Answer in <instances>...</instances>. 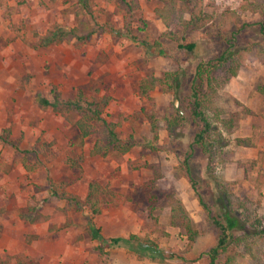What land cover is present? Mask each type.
Listing matches in <instances>:
<instances>
[{"label": "rangeland", "instance_id": "obj_1", "mask_svg": "<svg viewBox=\"0 0 264 264\" xmlns=\"http://www.w3.org/2000/svg\"><path fill=\"white\" fill-rule=\"evenodd\" d=\"M90 1L96 21L124 31L128 15L112 0ZM138 1L129 34L105 31L84 43L60 40L34 47L37 35L54 23L75 24V0H0V130L10 129L9 141L0 139V264H208L206 251L216 243L218 230L181 168L200 127L189 115L191 99L184 84L173 91L156 85L148 96L140 93L139 84L177 66L185 69L183 79L189 77L197 60L217 55L226 46L224 37L240 27L238 43L254 47L219 92L226 114L239 115L234 131L223 132L228 159L223 164L216 159L210 173L207 157L195 150L190 169L214 213L222 206L213 175L252 215L264 218V94L256 88L264 81V52L258 53L264 50V37L255 24L264 0H206L214 12L212 21L192 34L197 47L188 54L162 35L170 28L155 11L158 0ZM156 39L164 50L136 42ZM51 86L63 99L77 90L89 99L108 97L104 116L118 123L121 138L132 134L135 145L123 154H91L94 136L80 143L73 122L35 100L37 94L50 98ZM173 104L185 121L170 138L164 118ZM152 122L158 126L157 138ZM247 136L254 146L235 143V138ZM92 182L105 191L97 195L99 212L93 215L103 233L150 238L175 256L162 261L124 248L99 253L87 227L91 214L86 195ZM173 198L191 216L195 240L170 224ZM239 245L234 264H264V240L252 244L253 255ZM226 255L219 257L221 262Z\"/></svg>", "mask_w": 264, "mask_h": 264}, {"label": "trees", "instance_id": "obj_2", "mask_svg": "<svg viewBox=\"0 0 264 264\" xmlns=\"http://www.w3.org/2000/svg\"><path fill=\"white\" fill-rule=\"evenodd\" d=\"M118 9L124 12V31L115 28L109 22H98L94 19L93 5L90 0H75L74 16L76 22L72 26H63L54 23L43 35H37L34 47L47 46L57 41L75 40L84 43L90 40L93 35L101 34L105 31L120 35L129 34L131 13L139 7L138 0H112ZM161 4L155 7L159 18H162L169 31L162 35L165 39L171 40L176 44V49L181 50L183 54L193 53L197 47L196 41L191 38L192 34L202 29L212 21L213 11L208 10L209 1L206 0H158ZM261 18L255 23L256 29L264 37V6L258 7ZM227 10L222 11L225 13ZM252 23H244L251 25ZM242 28L231 31L226 39V46L220 52L211 58L203 57L197 60L192 67L189 77L183 79L185 75L183 67L166 71L160 78L146 77L139 84L142 95L149 94V91L156 85H160L166 91L180 90L182 85L191 99L189 115L192 119L198 121L200 127L194 133L189 145L190 152L183 156L181 168L183 175L188 176L192 188L196 193L200 205L207 214L209 220L217 228L218 235L216 243L208 248V264H234L237 257L235 247L242 245L248 248V253H252V244L264 240V224L261 223L264 218L253 215L247 210L242 202L233 197L230 189L222 183L215 175L212 176L214 182H218L217 200L221 201L222 209L218 212L213 211L202 194L198 191L196 181L193 179L190 169L189 158L195 150H199L207 157V170L212 173V166L220 159L223 164L227 157L224 147L229 142L224 137V133H231L237 127L239 115L237 112L227 113L219 103V92L232 77L237 73L243 64L246 53L250 52L254 45H242L238 43ZM144 47H154L158 51L164 50L163 43L156 39L153 43L143 40H136ZM263 53L264 50H258ZM256 88L261 94H264V81L257 82ZM51 97L47 98L42 94H37L35 100L39 105L46 108H52L60 111L65 119L75 124L78 130L80 143L88 136H94L90 153L93 155H106L108 153H126L135 145V139L132 134L127 138H121L118 134V123L104 116L103 109L107 105L108 97L100 99H89L82 90H77L73 97L63 99L61 93L54 87H50ZM172 112L166 116L165 126L170 138L177 136V128L182 126L185 121V115L180 111L177 105H172ZM152 131L157 138L158 126L152 122ZM0 139L8 142L10 139V129L0 130ZM235 143L240 146H254L251 137H237ZM104 189L97 182L88 185L86 195V206L90 211L87 221V227L90 237L96 241V249L99 253H105L104 250L113 248H124L139 255L151 259L165 260L172 258L174 253L160 247L157 242L150 238H141L136 234L107 235L101 231V228L95 224L93 215L99 212L97 195L104 193ZM170 205L169 222L173 226L182 227L187 233L189 239L195 240L197 230L193 226L191 216L179 200L173 198ZM243 207L244 211L239 208ZM239 245V246H240ZM230 251V253H229ZM227 253L226 262H221L220 258ZM229 253V255H228ZM31 264V263H21Z\"/></svg>", "mask_w": 264, "mask_h": 264}]
</instances>
